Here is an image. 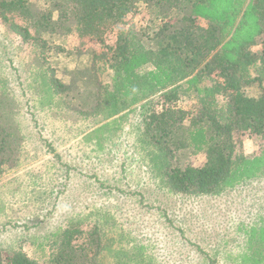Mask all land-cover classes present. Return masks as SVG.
Instances as JSON below:
<instances>
[{"label":"trees","instance_id":"trees-1","mask_svg":"<svg viewBox=\"0 0 264 264\" xmlns=\"http://www.w3.org/2000/svg\"><path fill=\"white\" fill-rule=\"evenodd\" d=\"M0 26L19 47L35 52L41 66L36 76L41 84L48 81L52 98L78 89L86 115L119 114L140 99L144 83L159 89L165 102L176 101L184 85L208 98V104L202 98L189 109L163 103L145 119L142 135L153 167L172 192L217 194L264 171V0H0ZM52 37L63 38L53 46ZM146 37L152 42L145 43ZM51 46L86 56L84 67L95 77L102 67L113 70L114 92L101 93L98 83L93 93L86 80L62 81L47 65ZM252 66L259 74L251 75ZM254 82L260 93L247 95L244 86ZM218 100L225 101L222 114ZM8 123L0 116V176L19 161ZM252 137L260 153L238 151ZM242 228L246 249L235 258L239 264H264V225ZM77 234H87L89 242ZM62 236L48 264H104L106 237L99 226H66ZM0 264L37 263L16 250L0 251Z\"/></svg>","mask_w":264,"mask_h":264},{"label":"rangeland","instance_id":"rangeland-1","mask_svg":"<svg viewBox=\"0 0 264 264\" xmlns=\"http://www.w3.org/2000/svg\"><path fill=\"white\" fill-rule=\"evenodd\" d=\"M62 38L50 41L54 46ZM17 42L0 26V97L6 98L0 116L12 126L19 157L0 176V251H22L48 264L66 226L97 225L106 237L104 264H239L234 255L246 249L242 226L264 225V171L217 194L174 193L153 167L142 135L147 115L163 103L189 109L204 97L184 85L176 101L165 102L159 89L144 83L140 99L119 114L86 115L78 89L52 98L46 78L41 84L36 76L41 66L35 52ZM67 54L52 47L47 65L58 78L86 80L93 93L98 83L101 93L114 92L113 70L102 67L95 77L84 67L86 56ZM257 69L252 66L251 75ZM243 91L257 96L261 89L254 82ZM224 103L218 100L219 114ZM254 138L243 140L238 151L259 154ZM77 235L89 242L87 234Z\"/></svg>","mask_w":264,"mask_h":264}]
</instances>
